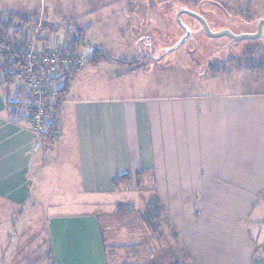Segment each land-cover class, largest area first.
Wrapping results in <instances>:
<instances>
[{
  "label": "crops",
  "instance_id": "crops-1",
  "mask_svg": "<svg viewBox=\"0 0 264 264\" xmlns=\"http://www.w3.org/2000/svg\"><path fill=\"white\" fill-rule=\"evenodd\" d=\"M42 6L40 3L39 14L46 10ZM15 24L12 30L24 32L35 25L26 20ZM58 26L59 22L46 17L37 47L49 48L55 36L57 47L79 50L75 41L78 25L65 28L63 34ZM89 64L75 72L63 70L60 75L64 76L51 84L58 90L66 88L56 110L60 133L58 140L45 148L48 152L38 153L32 150L34 135L28 120L12 118L7 106L9 101L28 102V95L21 83L13 90V78L0 70V220L3 217L2 222L10 223L12 219L13 232V222L19 224L22 219L21 237L30 209L44 208L47 199L54 201L53 207L78 208L89 206V201L101 206L106 198L103 193L120 189L113 185L114 176L129 175L128 184L136 188L142 180L132 176L144 174L149 176V190L161 192L158 198L166 206L176 236L187 245L189 262L264 264V89H254L251 83L252 87L246 88L245 82L231 88L232 73L223 66L201 80L198 86L204 89L193 86L166 97L123 98L114 102L119 106L100 109L99 104L115 99L103 95L109 87L104 70ZM220 72L226 80L217 79ZM255 80L263 82L264 76ZM209 81L223 88L206 89ZM97 95L103 97L95 98ZM25 109L20 114L25 115ZM103 126L114 127L115 154L100 151V133L110 134V130H98ZM115 131L121 135L123 151H117ZM89 137L96 148L92 152ZM100 158H106L107 173L113 175L108 182L100 181L101 172L89 173L93 169L89 159ZM51 190L86 194L78 200V195L72 194L52 196ZM88 192L99 194L89 198ZM59 216L83 224L79 226L82 234L76 227L71 230L82 239L81 246L61 253L71 255L73 264L85 262L87 257L105 264L102 247L94 248L101 237L96 215L88 211ZM10 233L5 232L6 239L11 238ZM61 253L53 248L59 263Z\"/></svg>",
  "mask_w": 264,
  "mask_h": 264
},
{
  "label": "rangeland",
  "instance_id": "rangeland-1",
  "mask_svg": "<svg viewBox=\"0 0 264 264\" xmlns=\"http://www.w3.org/2000/svg\"><path fill=\"white\" fill-rule=\"evenodd\" d=\"M40 3L43 8L46 7L41 14H39ZM179 9L206 14L212 31L229 30L236 35L254 33L258 21L264 20V0H0V20L8 15L7 11H16L18 14L13 18V25L23 20L27 23L34 22L35 25L25 29L24 32V34H31L30 38L35 34L39 23L43 26L46 17L50 21L59 22L58 27L62 34L65 28L73 29L78 25L79 31L75 33V37L79 42L80 52L86 56L87 60L95 49H101L111 57L97 64L100 70H104L103 76L109 86L103 95L107 99L115 100H109L111 103L107 105L99 104L100 109L103 106L108 108L119 106L114 102L123 98L166 97L186 92L194 87L204 89L203 86L198 85L201 80L209 77L206 71L213 60L222 64L226 63L227 70L232 73L231 88L240 87L245 82L246 88L254 86V89H264V81L255 80V77L260 74L264 76V71L240 69V64L235 62L241 59L244 62L264 58V32L256 40L234 42L228 37L213 40L202 34L196 21L182 14L180 20L189 27L191 36L185 43L173 49L184 32L176 18ZM88 25L89 28L84 29ZM39 35L40 32L38 37ZM69 35L72 37V32ZM53 39L50 49L57 47L58 40H55V36ZM217 47L220 48L217 49ZM170 48L172 50L164 53ZM4 56L0 54V70L13 72L15 67L7 62L12 59V56ZM232 58L235 61L231 60ZM116 60L127 64H120ZM138 60L140 63L129 65ZM109 65L114 68L113 71L109 70ZM95 70L97 72L98 69ZM225 76L220 72L217 79L222 81ZM20 83L21 81L14 76L13 90ZM107 85H103L104 89ZM204 86L210 90L223 88L211 81ZM103 95L94 97L100 98ZM50 106L51 104L48 109ZM97 128L106 132L110 130L108 135L102 134L103 132L99 135L100 151L115 154L114 127ZM115 138L117 151H123L121 135L118 137L116 133ZM91 139L92 137H89V152L96 150L92 146ZM47 146H50V143H45L43 150ZM89 163H93V169H89V173L96 175L101 172L102 183L108 182V179L113 176L109 173L110 171L107 173L106 158L89 159ZM123 176L125 175L113 177V180H117V186L120 189L110 192L111 194L106 193L107 195L103 193L106 198L101 206L98 203L92 206V202L89 201V206L83 204V206L78 205V208L75 206L53 207L54 201L50 202L47 199V206L44 208L40 205L37 211L30 209L29 222L25 224L21 237L23 220L21 219L19 224H16V221L13 222L16 228L12 232L10 228L12 219L10 223L2 222V217L0 220V264H52V262L53 264H73L71 255L61 252H66L67 248H75L78 244L81 246L82 239L78 234L73 236L72 227H76V230L80 232L83 224L68 222L66 220L68 218L60 217L59 214H86L88 211L96 215L101 230V237L97 239L94 248L102 247L103 257L108 261L133 255L138 264H175L177 261L178 263L180 261V264H194L186 257L187 245H184L183 240L176 236V230L166 213L165 204L161 206L162 214L155 221V233L151 234L143 221L139 220L140 212L144 211L147 204L155 200L161 203L159 199L161 192L149 190L150 186L147 184L149 176L144 174L132 176L142 180L141 185H135L136 188L130 187L129 180ZM113 185H115L114 182ZM103 191L106 192V190ZM50 194L52 196L55 194L78 195V200H81L80 197L86 193L75 192L74 194V192L51 190ZM87 194L89 198L90 195L94 198V195L96 197L99 193L88 192ZM120 205H124L127 211L116 212ZM83 219L81 218V221ZM9 231L12 236L6 239L5 232ZM53 248L57 253H61L59 255L61 263L56 260ZM90 259L87 257L86 261H81L80 264H99L94 257L93 260Z\"/></svg>",
  "mask_w": 264,
  "mask_h": 264
},
{
  "label": "built area",
  "instance_id": "built-area-1",
  "mask_svg": "<svg viewBox=\"0 0 264 264\" xmlns=\"http://www.w3.org/2000/svg\"><path fill=\"white\" fill-rule=\"evenodd\" d=\"M42 25L39 23L31 40L22 47L19 39H11L0 28V51H16L23 59V66L16 70L15 77L21 81L31 96L33 111L30 118V129L34 135L32 150L34 153L43 151V126L48 106L56 99L55 94L45 87L49 76H57L63 70L81 68L86 63V56L76 50H65L63 46L53 49L37 48L38 33Z\"/></svg>",
  "mask_w": 264,
  "mask_h": 264
},
{
  "label": "trees",
  "instance_id": "trees-1",
  "mask_svg": "<svg viewBox=\"0 0 264 264\" xmlns=\"http://www.w3.org/2000/svg\"><path fill=\"white\" fill-rule=\"evenodd\" d=\"M13 18H14V15L9 14L5 18H3V20H0V28H2L3 31L6 33V35L9 36L11 39H14V40L19 39L21 41L20 42L21 46L24 47V46H26V44L30 41V39L32 37L30 38L29 34H24V31L21 30L20 28L12 30ZM75 41H77V40H75ZM64 48H65V50L70 51V52L74 51V50L72 51L71 49L66 48V47H64ZM0 54L5 55V56H12V59L11 60L9 59L7 62L12 67H15L14 72L7 70V71H4L3 73L6 75L7 78H14L16 70L23 66V59L21 58V55L16 51H8V52H1L0 51ZM107 58H111L107 52H105L101 49H95L91 53V55L88 57L87 62L91 63V64H97V63H99V62H101ZM231 60H233V59H231ZM116 61L120 64H124V65L127 64V63H124L120 60H116ZM237 62L240 64L239 65L240 68H245L246 70H250V71H262V70H264V58H261L260 60L258 59L256 61L246 60L244 62L241 59L240 61H237ZM138 63H140V61L130 63L129 65H136ZM224 65L226 66V63L222 64V68H224L223 67ZM224 69H227V68L225 67ZM77 70L78 69H73V70H68V71L75 72ZM60 74L57 76H49L45 80V87L48 88L50 91H52L56 96V99L51 102V106L47 110V116L48 117L46 116L45 123L43 126L44 127L43 132H42V138H43L44 142L50 143V144H53L54 141L56 142L58 140L59 133H60L59 124L57 122V117H56V110H57L58 104H60V101H61L60 95L66 90V88H62V89L58 90V89H55L51 86V84L52 85L55 84L57 81H59L64 76V75L61 76ZM25 91L28 95L27 96L28 102L25 103L24 101H22V102L9 101V102H7V106L9 108L10 115L12 118L26 119V120H28V122H30L33 107H32V102H31V96L26 89H25ZM24 106L26 108L24 111L25 115H22V114H20V112H22V108ZM18 108H21V109L19 110ZM123 177L126 179H129V175H125ZM113 182L115 184H117V180H113ZM128 206H130V205H128ZM161 206H162V204L158 200H155V201H152L149 204H147L144 211L140 212L141 216H140L139 220L143 221V224L145 225V227H147V230L149 232H151V234L156 232L155 221L162 214ZM125 209H127V208L124 207V205H120V206H118L116 212L119 211L120 213H124L125 211H127ZM140 224H141V222H140ZM148 238H149V236H148ZM52 264H53V262H52ZM105 264H138V263H137V260L135 259V257L132 255V256H127L124 259L116 258V259H113L111 261H108L106 258ZM175 264H180V261H179V263L177 261Z\"/></svg>",
  "mask_w": 264,
  "mask_h": 264
},
{
  "label": "water",
  "instance_id": "water-1",
  "mask_svg": "<svg viewBox=\"0 0 264 264\" xmlns=\"http://www.w3.org/2000/svg\"><path fill=\"white\" fill-rule=\"evenodd\" d=\"M182 14H186L188 16L196 18L201 23V25L203 27V31L205 32L206 36L211 38V39H220L223 37H228L230 40H232L234 42H240L243 40H256V39L261 37V35L263 33V29H264V20H259L257 23L256 31L254 33L236 35V34H233L229 30H221L218 32H213L210 29L207 22L205 21V19H203L201 16H199L198 13H195V12L188 10V9H179L177 16H176L177 22H178L179 26L185 30L186 34L184 36H182L181 40H179L176 43V45L173 49H175V48L179 47L180 45H182L183 43H185L191 36V31H190L189 27L187 25L183 24L180 20V16ZM170 50H172V49L171 48L167 49V50H165L164 53H166Z\"/></svg>",
  "mask_w": 264,
  "mask_h": 264
},
{
  "label": "flooded vegetation",
  "instance_id": "flooded-vegetation-1",
  "mask_svg": "<svg viewBox=\"0 0 264 264\" xmlns=\"http://www.w3.org/2000/svg\"><path fill=\"white\" fill-rule=\"evenodd\" d=\"M198 15L199 16H201L203 19H205V21L207 22V24L209 25V27H210V24H209V22H208V20L209 19H207V16H206V14H201V12L200 13H198ZM191 19H193L194 21H196V24L199 26L198 27V29L202 32V34L203 35H205L206 36V34H205V32L203 31V27H202V25H201V23L196 19V18H194V17H191V16H189ZM182 28V27H181ZM183 29V28H182ZM211 29V28H210ZM212 30V29H211ZM183 36L186 34V32H185V30L183 29ZM214 32V31H213ZM263 32H264V29H263ZM263 34V33H262ZM213 40H217V39H213ZM146 47H148V46H146ZM218 48H220V47H217V49ZM233 59V58H232ZM139 61V60H138ZM216 60H213V62L210 64V65H208V69H207V73H214V72H219L220 71V68L222 67V63L221 62H215ZM218 61V60H217ZM235 61V60H234ZM235 62H237V61H235ZM238 63V62H237ZM262 71H264V70H262ZM260 72V71H259Z\"/></svg>",
  "mask_w": 264,
  "mask_h": 264
}]
</instances>
